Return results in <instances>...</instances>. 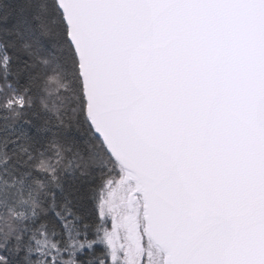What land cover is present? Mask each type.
Masks as SVG:
<instances>
[{
	"label": "snow or ice",
	"instance_id": "obj_1",
	"mask_svg": "<svg viewBox=\"0 0 264 264\" xmlns=\"http://www.w3.org/2000/svg\"><path fill=\"white\" fill-rule=\"evenodd\" d=\"M0 264H264V0H0Z\"/></svg>",
	"mask_w": 264,
	"mask_h": 264
}]
</instances>
